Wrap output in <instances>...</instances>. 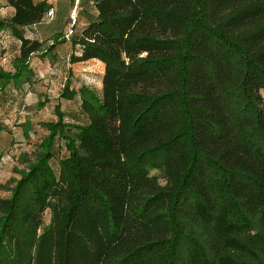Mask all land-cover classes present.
Masks as SVG:
<instances>
[{"label": "trees", "instance_id": "obj_1", "mask_svg": "<svg viewBox=\"0 0 264 264\" xmlns=\"http://www.w3.org/2000/svg\"><path fill=\"white\" fill-rule=\"evenodd\" d=\"M59 1L0 0L19 41L0 94L61 45L101 63V87L65 80L85 122L56 103L22 154L0 264H264V0ZM53 11L47 38L25 35Z\"/></svg>", "mask_w": 264, "mask_h": 264}, {"label": "rangeland", "instance_id": "obj_2", "mask_svg": "<svg viewBox=\"0 0 264 264\" xmlns=\"http://www.w3.org/2000/svg\"><path fill=\"white\" fill-rule=\"evenodd\" d=\"M77 2L78 0L75 1V5ZM59 4L61 8L62 0ZM80 8L90 10V6L86 3L82 7L78 5V8H73L70 11L72 22L75 20L77 22L78 18L83 16L84 13ZM0 9V19L9 17L10 11L5 6H1ZM55 16L56 12L53 11L40 24L26 28L25 35L44 40L51 32L49 26ZM69 51V47L61 45L48 54L46 52L42 55H32L30 63L35 73L32 83L23 84L20 89L8 86L4 93L0 94V121L10 130L9 133H0V198L9 195L14 180L18 178L14 170L26 165L22 154H26L28 159L31 158L36 152L38 143L46 134L47 131L40 123L55 120L56 103L60 105L66 122H85L86 118L79 108L78 101L60 100L58 94L65 80L71 82V87L86 85L99 92L102 65L96 60L71 64L68 62ZM18 52L19 41L6 29L0 31V68L11 70L13 58ZM24 122L30 123L28 135L23 131ZM49 218L50 212L46 210L42 218L44 225L49 222Z\"/></svg>", "mask_w": 264, "mask_h": 264}, {"label": "crops", "instance_id": "obj_3", "mask_svg": "<svg viewBox=\"0 0 264 264\" xmlns=\"http://www.w3.org/2000/svg\"><path fill=\"white\" fill-rule=\"evenodd\" d=\"M6 9H8V10L10 11V14H11L12 9H11L10 7H6ZM10 14H9V15H10Z\"/></svg>", "mask_w": 264, "mask_h": 264}, {"label": "built area", "instance_id": "obj_4", "mask_svg": "<svg viewBox=\"0 0 264 264\" xmlns=\"http://www.w3.org/2000/svg\"><path fill=\"white\" fill-rule=\"evenodd\" d=\"M0 15H1V9H0Z\"/></svg>", "mask_w": 264, "mask_h": 264}]
</instances>
